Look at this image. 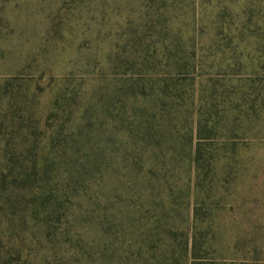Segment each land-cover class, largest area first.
<instances>
[{
    "label": "rangeland",
    "instance_id": "rangeland-1",
    "mask_svg": "<svg viewBox=\"0 0 264 264\" xmlns=\"http://www.w3.org/2000/svg\"><path fill=\"white\" fill-rule=\"evenodd\" d=\"M1 229L0 264H264V0H0Z\"/></svg>",
    "mask_w": 264,
    "mask_h": 264
},
{
    "label": "trees",
    "instance_id": "trees-1",
    "mask_svg": "<svg viewBox=\"0 0 264 264\" xmlns=\"http://www.w3.org/2000/svg\"><path fill=\"white\" fill-rule=\"evenodd\" d=\"M177 84V83H175ZM162 98L164 100L169 99L170 101H174L179 97V90L173 89L170 87L169 84L164 83V87L162 88ZM143 90V94H145ZM164 103V102H163ZM192 110L191 112H193ZM159 110L155 111L154 113L148 114L147 117L140 120L141 124H145L147 126L146 128V135H144L145 140L148 137H151L153 132H155L153 129H155V126L157 125H164L165 122H167L166 117L164 114L158 116ZM162 112V111H161ZM163 112H165V109H163ZM194 125L187 130V133L185 134L186 140L193 144V136L195 133L196 136V143L194 145L193 150V164L195 166L196 171L205 170L207 167L209 168L211 166L210 160L212 157H208L207 155L213 151L212 147H210L211 142L210 140L214 139L218 131L220 129V121H216L214 119H210L207 117V115H204V113L199 111V113L194 114ZM187 122L188 119L184 117ZM154 136V135H153ZM156 138V137H155ZM154 138V139H155ZM150 142V141H149ZM57 209V208H56ZM54 209V211L56 210ZM51 214L49 213L48 216ZM64 215H67L66 212ZM194 227V225H193ZM6 234V231L1 229L0 230V244L4 241V236ZM194 256V255H193Z\"/></svg>",
    "mask_w": 264,
    "mask_h": 264
}]
</instances>
